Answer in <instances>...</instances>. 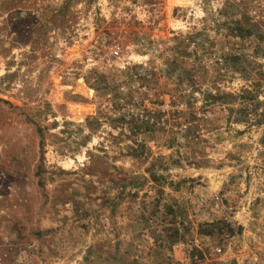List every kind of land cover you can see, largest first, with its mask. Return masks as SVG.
I'll return each mask as SVG.
<instances>
[{"label": "rangeland", "instance_id": "rangeland-1", "mask_svg": "<svg viewBox=\"0 0 264 264\" xmlns=\"http://www.w3.org/2000/svg\"><path fill=\"white\" fill-rule=\"evenodd\" d=\"M0 264H264V0H0Z\"/></svg>", "mask_w": 264, "mask_h": 264}, {"label": "built area", "instance_id": "built-area-1", "mask_svg": "<svg viewBox=\"0 0 264 264\" xmlns=\"http://www.w3.org/2000/svg\"><path fill=\"white\" fill-rule=\"evenodd\" d=\"M115 53H117V52H115Z\"/></svg>", "mask_w": 264, "mask_h": 264}]
</instances>
